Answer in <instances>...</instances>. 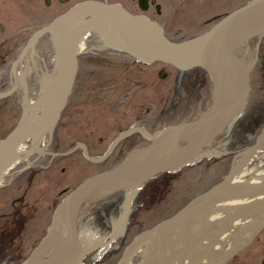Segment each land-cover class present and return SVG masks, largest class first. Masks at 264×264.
<instances>
[{
  "label": "rangeland",
  "instance_id": "obj_1",
  "mask_svg": "<svg viewBox=\"0 0 264 264\" xmlns=\"http://www.w3.org/2000/svg\"><path fill=\"white\" fill-rule=\"evenodd\" d=\"M218 1L167 0L168 17L172 18L169 21L171 25H167L171 26V29L167 32L173 34L177 40L191 38L212 26L216 21L215 17H222L233 10L234 7L231 6L239 0H230L225 4L226 7H231L227 9L225 6L214 7ZM245 1L247 0H240L237 4ZM15 7H21L23 13L19 26L33 27V30L25 29L24 41L32 37L33 31L36 32L50 20L49 11L44 4L42 11L38 12V17H34L37 6H32L25 0L19 1ZM175 27L181 29L172 30ZM105 37L106 44L101 43V47L99 42L93 44L95 47L79 55V69L73 90L52 128V133L47 135L43 142L46 151L36 153L25 160L17 172L12 177L7 176L0 186V264H25L33 256L52 251L45 248L47 243L52 245L55 209L63 197L61 190L94 173L98 167L110 166L116 156L113 153L107 161L97 165L86 160L81 150L64 157L60 154L71 150L82 140L90 147L91 155L99 158L118 131L126 128V123L133 122L138 113H145L146 118L157 120L165 110L174 107L173 111L177 112L190 106L189 103L193 100L189 95L187 80L180 83L178 89L181 95H174V91L178 90L179 69L162 62L139 60L137 55H134L133 43L114 33H106ZM258 38L256 36L248 41V53L258 46V41L261 40ZM39 44L41 50L46 48L45 51L48 49L51 52L53 49V43L48 36L40 40ZM253 54H256L258 63V53ZM254 71L255 74L251 78L253 90L250 107L245 116H250L252 106L258 104V65ZM205 79L208 83L201 91L202 102L208 100L206 97L211 80L208 73L205 74ZM187 83L191 84V80ZM127 90L128 96H133L130 103L123 100ZM181 118L171 117L170 120L174 123ZM117 122L125 124L118 125ZM171 122H162L158 127L170 125ZM11 129L12 127H7L6 133L0 134V140ZM259 131L256 130L248 140H254ZM248 140H242L238 146L231 147V150H234L232 154L220 156L219 159L211 155L210 158L201 159L194 165L185 166L178 172L176 180L166 186H162L157 178L135 192L140 199V208L135 212L140 219L134 222L139 225L136 228L141 232L152 228L157 221L169 217L195 196L220 182L233 164L232 155L242 152ZM54 154L60 156H53ZM168 174L170 173L161 176L166 177ZM137 205L138 202H134L135 208ZM263 225L252 241L242 248V254L255 252L258 250V244L264 242ZM126 243L124 238L123 244L113 254L107 253L108 248H104L102 251H105L107 256L95 260L94 263L115 264L121 257ZM91 259L88 257L86 262L90 264Z\"/></svg>",
  "mask_w": 264,
  "mask_h": 264
},
{
  "label": "flooded vegetation",
  "instance_id": "obj_2",
  "mask_svg": "<svg viewBox=\"0 0 264 264\" xmlns=\"http://www.w3.org/2000/svg\"><path fill=\"white\" fill-rule=\"evenodd\" d=\"M19 1L21 0H0V134L4 132L6 133L7 127H12L13 129L18 125V123L22 119L26 106H33V104L37 105L39 103L37 101L40 99V103L43 102L44 106H46L48 102L50 92L48 91V88L43 86L40 82L38 73L32 71L31 75L29 76L27 85L23 86L17 85L16 75L19 63L22 62V60L27 57V55L29 56L28 51H30L31 49V53L33 54V52H35V49H39V42L40 40L44 39L45 36H48V38L51 40L50 34L44 33L39 38H37L36 41H33L31 47H29L25 51V48L27 47L29 42L33 39L34 34L41 28L53 22L59 16L75 8L85 6L86 3L89 1H99L113 6V10L110 12V15L115 24L123 25L138 35L139 33L144 31L153 32L155 34H163L173 42H182L187 40H177L175 39V36L173 34L170 35L167 32L169 29H171V26L169 27L167 25L172 19L168 17L169 14L167 13V0H25L26 3L32 6H37V8L35 7L36 16L34 17H38V12L42 11V5L44 4L46 6V9L49 11L48 15L50 17V20L46 22L45 25L38 28L36 32L33 31L32 37L29 38L27 41H24L23 34L25 32V29H32L33 27L22 28L19 26L18 23L21 21L23 15L21 7H15V5L19 3ZM229 1L230 0H219L214 7H224L225 4ZM239 1H237L236 4H234L233 6H231L234 7L233 10L224 14V16L222 17H215L216 21L213 23L212 26L193 37L199 36L207 32L226 15L246 5L251 0H247L238 5L237 3ZM231 7L225 6V9ZM169 25H171V23ZM180 29L175 27L172 30L177 31ZM258 39H261L260 41H258V46L254 50H250L249 53L248 49L246 48V45L242 50H237V52H240L241 55L247 56L245 57L247 59L251 58L254 55L253 53L257 50L256 53H258V89L260 90V93L258 94V104H254L252 106L250 116H245L246 110L248 109V107H250L249 102L253 90L251 87L246 107L242 114L239 116L240 118L238 119L239 125H236L234 128L241 126L242 122L248 120V127L246 130L254 134L258 129L260 130L258 133L259 135L264 128V91H262V89H264V36L259 37ZM215 43L216 41H214V43L212 44ZM141 46L142 47L140 49L142 52L148 51V49L145 47V44H142ZM214 48L215 46H212L207 50L206 54H200L204 57H211L210 64L208 65L209 71L197 66L193 70L189 72L187 71L186 77L185 75H181V77L179 76L178 78L179 80L177 81V89L180 87V83H184L186 80L187 82L188 80H191V84H188L186 82L187 88L190 93L189 95H191V97L193 98V100L189 103L190 106H187L186 108L181 109L177 112L173 111L174 107L169 108L165 110L164 113H162L157 120H151L148 117L146 118L145 113H138L136 119L133 122L131 121L126 124H120L117 122L116 124L118 125L125 124L126 128L120 129L114 139L121 132L129 128L136 127L138 129L130 134L123 136L117 142L111 154L105 160L102 161H96L95 159L98 158L91 155L90 147L85 143V141L83 142L81 140L80 143L85 144L88 148L89 154L95 158L93 161L88 160L83 148H80L79 150L82 151L86 160L98 165L107 161L110 156L115 153L116 156L114 162L107 167H98V169H96L97 171L83 177L81 180L77 181L76 184L67 185L63 188V190H61L62 196L65 198L66 196L70 195V193L87 177L101 171L112 170L116 168L127 157H129L130 154L135 152L144 153V148L151 144V141L149 140L148 135H146V132L158 133L163 131L165 128L174 126L182 120H193L198 118L200 114H202V112L205 110L203 109L205 105L203 103L205 101L202 102L203 99H201V91L208 83V81L205 79V74L208 73V76L211 77L209 83L210 90L209 94L206 97L208 101H211V103L213 97V81L215 79L214 76L215 74H219V62L217 57L218 50H214ZM153 56L154 54H150L149 56L148 54H141L140 52L137 54V58L145 62H152L151 58ZM203 69L206 70V72ZM231 74L234 77L236 76V74L232 73L231 69L227 67L223 71L222 78L226 77L229 81H231L233 79ZM175 93H177L175 94L176 96L178 95V93L179 95H181L179 89L176 90ZM40 94H43V97H40ZM128 95L129 91L127 90L125 92L123 100H126L128 103H130V98H133V96L129 97ZM229 96L230 95L228 94V97L226 98H229ZM27 100H30L31 104H28ZM122 107H124V102L122 104ZM44 112L45 115L49 114V110L47 107L46 111L44 110ZM182 115L187 116L181 118ZM31 117L32 116H28V118L26 119V126H29L32 122H34V119ZM171 117H179L181 119H178L180 121L176 120V122L173 123L170 120ZM43 120L46 121V125H50V120L48 118H44ZM162 122H171L172 124H166L163 125V127H158L160 124H163ZM10 131L7 132V134L10 133ZM244 133H242L238 138V140H240L239 143L242 142V137ZM49 134L50 133H47V135ZM25 135L32 136L30 132L26 133ZM233 141H236V139H232L230 137V132L226 136H220L217 142L210 147L211 151L209 152V154L213 155L216 150H223L226 146L229 150L228 154H232L234 150H231V147H236ZM238 145L239 144H237V146ZM109 146L107 147V149L109 148ZM217 146H219V148H217ZM168 148L169 147L165 144L162 149H159L160 153H171L172 147H170L169 149ZM197 162L199 161L197 160L192 164L194 165ZM177 170L168 172L170 174H168V176L166 177L161 176L164 173L160 174L152 180H156L158 178L161 181L162 186H166L168 183H171L176 180L177 176L179 175V171ZM152 180L148 181V183H151ZM148 183L138 188L118 190L116 192H113L115 189H117V187H114L113 190H111L112 192L103 195L98 200H93L90 202H80L78 210V226L80 235L83 239V243L87 245L86 250L82 251L83 262L84 259H88L89 257L90 259L92 258L90 264H93L95 260L107 256V253H115V251L120 248V245L123 244L124 238H126L127 240V248L133 244L134 232L138 230V228L136 227L139 226L138 224H134V222L135 220H140L139 218H137V215L135 213L140 208V199L135 192L140 191L141 188L147 185ZM145 197L146 195L144 196V199ZM134 202H138L139 204L136 208L133 206ZM160 220L157 222H160ZM134 228L136 229L133 230ZM106 247L109 250L107 253H105V251H102ZM124 252L125 251L123 250L121 257H119L118 261L115 264H118L120 259H122ZM84 264H88V262H84ZM228 264H264V242L258 244V250H256L255 252H249L246 254H239L237 256H234L233 258H231V261Z\"/></svg>",
  "mask_w": 264,
  "mask_h": 264
},
{
  "label": "bare ground",
  "instance_id": "obj_3",
  "mask_svg": "<svg viewBox=\"0 0 264 264\" xmlns=\"http://www.w3.org/2000/svg\"><path fill=\"white\" fill-rule=\"evenodd\" d=\"M66 24H68L66 26ZM59 33L62 34L67 44L76 54L80 55L82 53L87 52L88 50L95 47V45L99 42V46L101 43L106 44V33L115 32L113 26L104 22L102 19L98 17H85L82 19L74 20L71 24L64 23L59 27ZM259 28H264V16L260 15L258 18L249 21L237 34H235L233 38L234 46L238 47L243 41L248 38L254 31ZM104 41V42H103ZM101 47V46H100ZM104 47V45H102ZM138 46L135 50L141 54H154L156 47L145 46L148 51L142 52L141 48ZM235 47V48H236ZM55 49V48H54ZM29 56L25 57L21 62L20 71L17 72L16 79L17 85H21V83L25 80V78L32 73V63L34 62L33 70L34 72L41 71L38 73L39 78L43 80L44 78H52L56 77L57 80H61L60 82V90L53 93L51 92V96L59 95L65 89L68 83V75L70 70L73 67V59L70 58L65 52L63 48H59L54 56H51V52H45L41 54L35 49L34 54L28 51ZM212 54V52H211ZM32 57V58H30ZM211 57H201L199 59L201 64H210ZM195 62H198L195 60ZM31 64V67H30ZM234 77V76H233ZM233 83L232 89L229 90V94H231L235 87L238 86V79H232ZM50 92V91H49ZM58 92V93H57ZM42 104V105H41ZM41 108H44V103H38ZM43 111L37 110L34 112V117H38L42 114ZM248 127V120L244 121L241 126L234 128L230 132V137L232 139H236L233 141L234 145L240 144V140L238 138L242 133H244L242 140H248L252 135L248 133L246 130ZM245 129V131H244ZM27 140V139H26ZM44 140L36 141L33 138H28V144L20 147L13 153L12 159L10 160V165L5 169V171L1 174L0 183L4 181L7 176H13L23 162L31 157V155L37 152L44 151ZM257 143V147L253 149V146ZM226 146V143H225ZM83 148H86V145H82ZM219 148V146H217ZM228 147L226 146L223 150H216L212 156H217L219 159L220 156L228 154ZM251 155V156H250ZM138 154H133L128 159V163H137L144 159H140ZM210 161V159L208 160ZM243 167L236 172L230 180H228V184L224 187V193H240L246 192L252 186L258 185L259 183L264 182V130L258 135V139L248 140L246 142V146L243 147L242 154H239L237 159L235 160L234 168H230L226 177L231 174L232 170L237 168L242 162ZM224 177L222 180L226 179ZM222 182V181H221ZM110 190L108 186L98 187L88 193L85 198V202H90L93 200L100 199L103 195H106ZM208 191V190H206ZM204 191V192H206ZM194 197L192 200H194ZM257 203V205L246 207L243 211L244 213L237 218H234L230 223L226 224L224 232L217 239L213 247L208 253V256L202 261L200 264H218L222 261V259L232 250V248H237L241 245L247 244L248 241L252 237V232L258 230L260 224L264 222V192L259 193L253 197H246L244 199L230 200V201H221L212 204L209 208L205 209L203 213L196 218L190 221L186 228L188 231L195 237L198 236H206L205 240L197 244L194 249H191L187 254H185L182 258H175L172 254L182 251L187 245V236L184 235L182 240L178 238L180 235L178 232L180 231L178 225H174L172 222L165 224L161 227L160 230L156 229L157 225L164 222L167 219H162L158 224L153 226L152 228L146 231L136 230L133 236V245L132 247H126L124 249V254L122 259L125 256H128L126 262L124 264H189L190 261L197 258L206 248L208 239L211 238L218 228L224 223V221H228V217L230 218L231 212L234 210H238L239 208H243L246 204L249 203ZM187 206V205H186ZM182 210H178L179 212ZM176 214L173 213L170 215L169 219H171ZM63 218H64V210L57 212L55 216V231L52 236V245L47 243L45 249L52 250V252L57 254L66 253L70 247L71 242L66 237L63 226ZM159 247V248H158ZM87 245L83 243V239L80 236V248L73 259L72 264H84L86 259L82 258V251L86 250ZM49 254V253H48ZM41 255L33 256V258L42 257ZM118 264L121 262V260ZM26 264V263H25Z\"/></svg>",
  "mask_w": 264,
  "mask_h": 264
},
{
  "label": "water",
  "instance_id": "obj_4",
  "mask_svg": "<svg viewBox=\"0 0 264 264\" xmlns=\"http://www.w3.org/2000/svg\"><path fill=\"white\" fill-rule=\"evenodd\" d=\"M112 10L111 5L103 4L100 2L92 1L89 2L86 7L82 9L72 10L69 13H66L57 19H55L45 30L50 31L52 33L53 38L60 44L65 50L68 56H71L74 59V68L70 77V85L69 89L66 92V95L70 93L72 86L74 84V80L76 77V73L78 70V58L74 51L71 50L66 40L57 32V25L65 22L68 19H73L82 14H92L99 15L110 22L113 23L111 17L106 14L108 11ZM264 12V0H253L249 4L244 7L234 11L223 20L220 21L213 29H211L206 34L193 38L191 40L183 41L180 43L171 42L162 34H155L153 32H141L138 34L134 33L130 29L122 25H116L117 29L123 33L127 38L145 41L148 44H154L160 47V51L158 52L155 59L162 60L164 62L176 65V66H184L189 60L192 52L195 49H200L202 47H206L210 45L214 40L219 39L218 41V62H219V74L218 79L215 80L214 87V103L212 107L208 110L203 117L195 122L183 123L177 125L175 128L171 130V133L167 137V142L172 143L174 146V154L168 161H164L158 163L156 165H152L150 167L144 166V168H135V169H115L109 170L106 172H102L96 175H93L82 182L80 186H78L62 203H60V207L66 206L67 217H66V225L68 228V236L70 241L72 242L71 249L64 254H50L42 257H35L26 262V264H72L73 259L77 255L80 248V234L77 225V202L80 196L86 191L90 190L100 184L107 182H119L123 185L121 187H133L139 184L148 181L153 176L160 172L173 170L181 165L190 161L194 154L190 157H185L183 154V149L180 147L179 138L182 133L194 126L195 130L199 131L195 136H193L188 145L194 141V139L200 137V142L197 145L196 149L200 150V148L207 143V141L211 138V124L216 119L219 118L222 129L232 120L234 119L236 112L238 109L244 106L246 101V97L248 94L249 87V70L246 64L240 60L235 53L233 52L232 43H231V35L234 29L243 23L246 19L255 15L257 12ZM41 33V32H40ZM237 67L240 72V86L239 91L237 92L235 99L227 104H222L220 99L216 97L218 93V88H220V83L222 81L223 71L225 68L232 69ZM51 111L54 110L53 105L50 108ZM57 113L55 118L60 115L62 110V105H60L57 109ZM41 120L37 123H34L28 127H24V116L20 121L19 125L7 136V138L2 142L0 146V178L4 169L9 165L10 160L12 159L13 153L16 147L24 141V134L26 131H32L36 127L40 126ZM199 127V130H198ZM221 129V130H222ZM46 130V129H45ZM44 132V126L42 127L40 134ZM117 141V140H116ZM116 141L111 145V149L113 148ZM160 142L154 143L152 148H155ZM257 143L253 146V149L256 148ZM108 152V153H109ZM106 154V156L108 155ZM251 156V155H250ZM244 161L234 170H232L231 174H229L226 179L219 184L215 185L208 191L198 195L194 200H192L185 208H183L180 212H178L171 219H167L164 222L157 225L156 229L160 230L162 226L168 223H173L174 225H178L180 231L178 234L180 237L179 240L182 239L184 235L187 236V245L182 251L176 252L172 254L175 258H182L185 254H187L191 249H194L197 244L204 241L206 236H193L186 225L192 219L201 215L203 211L209 208L212 204L221 202V201H230L237 199H244L246 197H253L258 195L261 192H264V182L259 183L258 185L252 186L246 192L240 193H224V187L228 184V180L239 171L241 167H243ZM243 165V166H242ZM257 203H249L246 204L243 208H239L238 210H234L231 212L230 218L228 217V221H224V223L218 228L215 234L208 239L207 245L203 253H201L197 258L190 261L189 264H200L204 259L208 256L209 251L220 237V235L224 232L227 223H230L234 218L239 217L244 213V209L246 207H251L257 205ZM159 248V247H158ZM128 256H125L119 264H124L127 260Z\"/></svg>",
  "mask_w": 264,
  "mask_h": 264
}]
</instances>
